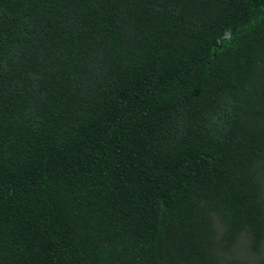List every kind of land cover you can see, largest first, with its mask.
<instances>
[{
	"label": "trees",
	"instance_id": "1",
	"mask_svg": "<svg viewBox=\"0 0 264 264\" xmlns=\"http://www.w3.org/2000/svg\"><path fill=\"white\" fill-rule=\"evenodd\" d=\"M0 264H264V0H0Z\"/></svg>",
	"mask_w": 264,
	"mask_h": 264
}]
</instances>
